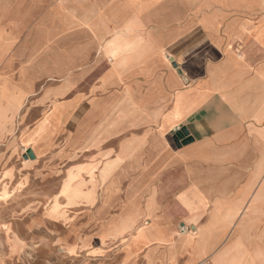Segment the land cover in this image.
I'll return each instance as SVG.
<instances>
[{"label":"crops","instance_id":"obj_1","mask_svg":"<svg viewBox=\"0 0 264 264\" xmlns=\"http://www.w3.org/2000/svg\"><path fill=\"white\" fill-rule=\"evenodd\" d=\"M0 110V148L38 113L97 166L90 264H264V4L0 0Z\"/></svg>","mask_w":264,"mask_h":264},{"label":"rangeland","instance_id":"obj_2","mask_svg":"<svg viewBox=\"0 0 264 264\" xmlns=\"http://www.w3.org/2000/svg\"><path fill=\"white\" fill-rule=\"evenodd\" d=\"M188 2L198 10L231 3L250 8L264 4V0ZM2 94L9 93L2 91ZM14 102L20 104L21 99L15 97ZM19 108L14 105L10 110L14 112ZM2 112L0 110V133L4 125ZM97 114L94 103L84 126L90 131L89 145L96 142ZM37 117L35 113L28 121L17 124L13 139L19 140L18 149L8 152L0 148V264H90L95 261L90 255L92 249L100 245L98 220L94 216L97 166L87 170V183L91 186L84 190L86 182L78 180L76 184L82 172L70 168L65 173L66 162L57 158L67 147L69 133L62 127L55 139L38 140V135L48 131V124H38L33 132ZM87 157L78 158L81 161ZM108 173L105 166L100 175L105 178Z\"/></svg>","mask_w":264,"mask_h":264},{"label":"water","instance_id":"obj_3","mask_svg":"<svg viewBox=\"0 0 264 264\" xmlns=\"http://www.w3.org/2000/svg\"><path fill=\"white\" fill-rule=\"evenodd\" d=\"M175 66H177V64H174ZM179 72H181V70L179 69ZM189 132L187 131L186 128H182L181 130H179L176 133L175 136V140L178 144H184V143H188L189 141H191L192 139L190 137H188ZM182 142V143H181Z\"/></svg>","mask_w":264,"mask_h":264}]
</instances>
